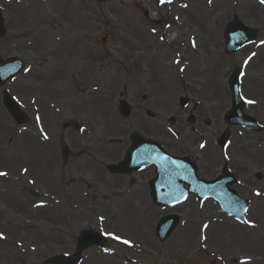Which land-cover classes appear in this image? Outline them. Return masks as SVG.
Segmentation results:
<instances>
[{
  "label": "rangeland",
  "instance_id": "rangeland-1",
  "mask_svg": "<svg viewBox=\"0 0 264 264\" xmlns=\"http://www.w3.org/2000/svg\"><path fill=\"white\" fill-rule=\"evenodd\" d=\"M132 1L0 0L6 29L0 57L25 61L24 70L0 87V172L6 173L0 176V264H49L52 256L75 253L78 233L85 229L103 234L108 245L83 250L79 264H123L127 259L130 264H264L260 200L246 214L245 224L220 214L213 201L193 196L178 206L157 208L144 185L131 187L128 177L111 176L107 170L122 158L130 132L150 133V120L141 109L156 108L166 124L180 110L177 99L185 92L211 120L206 134L198 133L205 146L191 144L199 175L208 179L219 174L215 139L230 107L227 77L234 66L244 65L243 95L261 99L258 107L264 104V3L173 0L159 7L157 0ZM17 2L24 3L23 12L11 7ZM234 16L255 29L258 43L229 56L223 50V30ZM168 21L173 25L165 29ZM166 32L193 35L195 46L182 37L188 48L180 51L179 38L167 35L162 41L151 35ZM157 88L159 101L151 102ZM4 91L28 114L25 124H15L6 112ZM144 93L150 98L137 111L141 104L133 103ZM164 93L176 98L162 100ZM122 94L133 99L127 119L117 111ZM104 113L105 119L97 118ZM259 121L264 125V119ZM65 122L70 128H63ZM162 132L160 128V136H166ZM254 136L264 140V134ZM59 147L70 150L67 159ZM253 151L248 174L264 175V143ZM30 187L53 195L48 208L33 207L38 198ZM172 213L179 215V225L159 241L156 224ZM240 258L252 262L239 263Z\"/></svg>",
  "mask_w": 264,
  "mask_h": 264
},
{
  "label": "water",
  "instance_id": "water-1",
  "mask_svg": "<svg viewBox=\"0 0 264 264\" xmlns=\"http://www.w3.org/2000/svg\"><path fill=\"white\" fill-rule=\"evenodd\" d=\"M103 1V0H99ZM4 31L2 29V20L0 17V36L3 35ZM253 34V31L244 27L240 22L233 21L226 29L225 36H226V50L229 53L234 52L241 46L242 41L249 39ZM250 41V40H248ZM238 43V44H237ZM23 62L17 60L15 58L9 59L5 62L0 61V84H3L8 78L14 76L17 72L20 71L22 68ZM237 79L238 74L234 72L230 78V87L232 90V98L234 101L233 110L232 112L228 113L226 116V121L231 123H249L250 122L242 115V106L239 103L238 94H237ZM4 104L7 107L8 111L11 115L17 120L18 123H23L25 121V117L22 113L18 110L15 103L11 100L9 96H5ZM144 147V148H143ZM138 148L143 149H154L152 146L142 143L138 146ZM138 151V149H136ZM136 150L131 154L132 162L135 164L141 163L142 161L139 159L138 153ZM160 173L159 177L156 179L157 184L160 185L159 192L153 195L154 200L157 204L161 205L162 203L169 202L170 200H176L178 198L177 187L180 188L178 183L182 184L184 181L181 178L183 177L179 171H171V169L179 170L182 168L181 165L175 164L171 161L170 157L167 155H162L160 152ZM126 163V162H125ZM119 164L114 171L124 170V164ZM195 178V176H193ZM191 178V185L193 186L194 190L198 191V194L201 196L203 195V191H206L207 194L211 196H215V189H219L218 183H212L210 185H202L200 183H196L194 178ZM178 185V186H177ZM163 192H160V191ZM217 195V194H216ZM215 198V197H214ZM165 201V202H164ZM177 223V217L170 216L164 218L158 225L157 228V235L160 239L166 238L173 227ZM79 244L81 248L87 247L89 245H103L104 240L99 237L97 234L92 233L90 231H83L79 236ZM78 255L71 257V259H66L64 257H53L50 262L53 264H75L78 262Z\"/></svg>",
  "mask_w": 264,
  "mask_h": 264
},
{
  "label": "flooded vegetation",
  "instance_id": "flooded-vegetation-1",
  "mask_svg": "<svg viewBox=\"0 0 264 264\" xmlns=\"http://www.w3.org/2000/svg\"><path fill=\"white\" fill-rule=\"evenodd\" d=\"M158 94L159 93H156L155 96L157 100H159ZM147 114L148 117L151 119L148 123L151 126V131L150 133H147L146 137H149L151 140L158 141L160 139V121L158 120V118H156L157 116L153 113L148 112ZM181 114L182 116L177 114L176 117H174V119L171 121V124L175 126V129L177 131L176 136L172 139L167 136L164 137L163 139H161L163 140L161 141V144L170 153L189 158L192 157L191 144H195V139L191 136V134L187 135L183 132L185 128L182 127V119L180 118H182L185 114H193L192 123L188 126L193 128V130L200 132H202L207 126V119L202 114H200V111H198L197 106L195 105H191L190 108L184 109ZM202 126H204V128ZM252 138L253 136L251 135V133H248L246 139L248 141V144L241 143L234 149H232L230 151L229 159H227L226 161L223 159L222 156L219 158L220 172L223 171L224 167H228L231 172L237 174L234 189L240 196L246 199L250 197L252 193H254L256 187L254 180L251 179L249 174L247 173L250 167L254 165L255 160L254 151L251 147ZM243 167L244 169H242ZM144 175V172H140L137 176V180H134L132 178H129L128 180L132 185L137 182V186L144 185L146 187V183H148V178H144ZM261 193H264V191H261Z\"/></svg>",
  "mask_w": 264,
  "mask_h": 264
},
{
  "label": "bare ground",
  "instance_id": "bare-ground-1",
  "mask_svg": "<svg viewBox=\"0 0 264 264\" xmlns=\"http://www.w3.org/2000/svg\"><path fill=\"white\" fill-rule=\"evenodd\" d=\"M2 5H3V3H2ZM11 7L14 8V9H19L21 12H23V11L25 10V9H24L25 5H24L23 2H21V3H19V2H17V3H12V6H11ZM52 112L55 113L54 109L50 111V113H52ZM114 124H115V123H114ZM114 124L112 123V120H111V121H110V125H114ZM41 180H43V179L41 178ZM43 181H44V180H43ZM33 184H34V182H33ZM30 190H31L33 196L37 197V198H38V201H39V204H36V205L33 206L34 208H38L39 210H44V209H46V207L48 208V206H50V205H49V201H50V197H49V196H47V195H45V194H43V193H40V192H39L36 188H34V187H30ZM47 205H48V206H47ZM216 223H217V222H216ZM245 261H246V260H245L244 258L237 259V262H239V263H243V262H245ZM247 261L252 262L251 260H247ZM123 264H130V263L128 262V259H127V261L124 260ZM247 264H248V263H247Z\"/></svg>",
  "mask_w": 264,
  "mask_h": 264
},
{
  "label": "snow or ice",
  "instance_id": "snow-or-ice-1",
  "mask_svg": "<svg viewBox=\"0 0 264 264\" xmlns=\"http://www.w3.org/2000/svg\"><path fill=\"white\" fill-rule=\"evenodd\" d=\"M172 0H160V3L163 4V3H171ZM209 3H211V0H209ZM261 3H264V0H261ZM186 6V5H185ZM261 43H264V41H262ZM249 103H252V101H248ZM201 147H204V145L202 144ZM3 175H6V173H3V172H0V176H3ZM259 195V193H257ZM245 211H247V209H245ZM0 238H3V234L0 233ZM117 240H120L121 238L120 237H115ZM123 243L125 244H128L130 243L129 241L127 240H124Z\"/></svg>",
  "mask_w": 264,
  "mask_h": 264
}]
</instances>
